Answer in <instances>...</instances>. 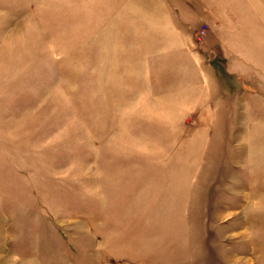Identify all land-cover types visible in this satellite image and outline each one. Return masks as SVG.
<instances>
[{"label": "rangeland", "instance_id": "374dc122", "mask_svg": "<svg viewBox=\"0 0 264 264\" xmlns=\"http://www.w3.org/2000/svg\"><path fill=\"white\" fill-rule=\"evenodd\" d=\"M0 264H264V0H0Z\"/></svg>", "mask_w": 264, "mask_h": 264}, {"label": "built area", "instance_id": "2783aa9c", "mask_svg": "<svg viewBox=\"0 0 264 264\" xmlns=\"http://www.w3.org/2000/svg\"><path fill=\"white\" fill-rule=\"evenodd\" d=\"M203 31H204V27H201L199 33L203 32Z\"/></svg>", "mask_w": 264, "mask_h": 264}, {"label": "crops", "instance_id": "0c3cea01", "mask_svg": "<svg viewBox=\"0 0 264 264\" xmlns=\"http://www.w3.org/2000/svg\"><path fill=\"white\" fill-rule=\"evenodd\" d=\"M194 49V48H193Z\"/></svg>", "mask_w": 264, "mask_h": 264}]
</instances>
